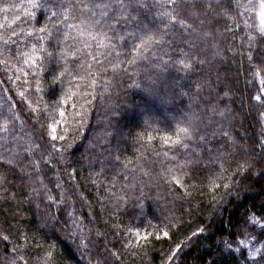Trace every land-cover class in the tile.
I'll return each instance as SVG.
<instances>
[{
	"label": "trees",
	"instance_id": "obj_1",
	"mask_svg": "<svg viewBox=\"0 0 264 264\" xmlns=\"http://www.w3.org/2000/svg\"><path fill=\"white\" fill-rule=\"evenodd\" d=\"M40 2L0 0L21 6L0 11V264H264L258 21L237 0H177L181 27L168 0H125L112 46L84 48L49 19L79 0ZM149 31L160 42L130 64ZM191 116L188 147L165 144ZM243 233L257 239L225 247Z\"/></svg>",
	"mask_w": 264,
	"mask_h": 264
},
{
	"label": "snow or ice",
	"instance_id": "obj_2",
	"mask_svg": "<svg viewBox=\"0 0 264 264\" xmlns=\"http://www.w3.org/2000/svg\"><path fill=\"white\" fill-rule=\"evenodd\" d=\"M116 4L119 6L117 11L112 15L110 19H105L109 16V9L113 8V4L103 2V0H100V2H97V0H88V2H85V0H79L77 3H71L67 7H62V11L59 13L56 11L51 12V17H58L57 23H63L64 27L68 30H75L78 36L87 37V40L82 41L84 48H91L92 45L88 41L95 42V45L97 48H107L109 46H112V37L108 35V31H105V28H108V30H112V26L114 24H118L120 19H128V16L126 15V11L128 8L133 7L132 4H126L125 0H115ZM168 3L173 5V8L171 11H166L164 15L168 18V23L173 25H180L181 27H184L187 24V21L179 15V13L176 11V4L177 0H168ZM136 4L138 6H144L140 3V0H136ZM28 6L32 9H46L48 8L47 4L41 3L40 0H28ZM211 7V5H208ZM10 7H21L20 5H8L5 4L3 7H0V11H7ZM236 8L240 9L242 8V12H238L237 14L240 16H243L245 13H248L249 18L253 21H258L257 23L249 24L247 20L244 21V24L246 27L249 28H255L261 36H264V0H246V3H240L239 0L236 2ZM79 9L80 11V17L77 18L75 15H72V13ZM99 10V11H97ZM195 14V13H193ZM224 14H228V9H224ZM31 15H35V13H31ZM99 15V19H93L94 17H97ZM15 19H19V16L15 17ZM78 22H73L77 21ZM103 21V23H102ZM15 22V21H13ZM167 26V25H166ZM0 27H4V25L0 24ZM190 27V25H189ZM40 32H44L45 28H40ZM69 33L65 32V35L67 36ZM12 35H16L15 30L12 31ZM3 37H0L2 39ZM76 37H73L75 39ZM43 39V37H41ZM120 39H123V37H120ZM159 39L157 38L155 32L149 31L145 34V36L141 39V42L139 45H137L132 51L135 53L132 60H129L128 62L134 63L137 56L143 57V51H147L148 47L151 46L152 43H159ZM7 43V41H5ZM33 51L35 53V46H33ZM48 55H51V53H48ZM72 55L75 57L76 53L73 52ZM88 55H92L91 52L88 53ZM119 55V53H117ZM264 55V54H262ZM93 59L95 60L96 57L93 56ZM249 60H252L251 54H249ZM27 62V61H26ZM32 63L35 64V59H32ZM179 63L183 66L184 69L191 68V63L187 62L185 60H180ZM264 74V58H262L259 62H256V67L253 69V75L254 76H262ZM63 75V73H61ZM260 83L262 85L260 91L264 92V76H262ZM23 95V93H21ZM255 99L257 101L261 100V96L257 95L255 96ZM53 133L55 132V128L52 129ZM175 135V139H173L171 136L164 137V143L165 144H171L173 146H183L185 148L188 147V145L185 143L186 140H191L193 137V129L189 125H185L182 127H178ZM225 136H227V133H224ZM55 135L53 136V139H55ZM63 138V137H61ZM192 161H188V164H191ZM187 175V173H184ZM172 181L180 186H183L182 179L176 175L172 176ZM49 199H52V197H49ZM253 223L264 227V222L261 221L259 217L253 216L252 218ZM139 235V233H137ZM5 240L8 239L7 236L3 237ZM261 248H264V233L261 234ZM257 238L255 236H251L247 233L241 234L240 238L234 240V241H226L225 247L231 250H234L236 252H239L241 248H247L251 241L256 240ZM235 245V247H234ZM261 248H257L253 251L249 252V255L251 257H255L256 255H259L261 252ZM51 255V253H49ZM20 259H23L21 256Z\"/></svg>",
	"mask_w": 264,
	"mask_h": 264
},
{
	"label": "rangeland",
	"instance_id": "obj_3",
	"mask_svg": "<svg viewBox=\"0 0 264 264\" xmlns=\"http://www.w3.org/2000/svg\"><path fill=\"white\" fill-rule=\"evenodd\" d=\"M145 28V27H144ZM138 33H139V31H138ZM137 33V34H138ZM171 95V94H170ZM172 97V100H173V98H174V96H171ZM165 106H160V107H157L156 109H155V113H156V115H157V117H160L162 114L164 115L165 114V112H166V110L164 109V108H169V106H168V102L166 103V104H164ZM196 117H194V116H191V118H185L184 119V121H186V122H188L189 123V126H191L192 127V129L194 130L195 128H196V125H195V123L194 122H196V119H195ZM198 122V121H197ZM263 126H264V118H263Z\"/></svg>",
	"mask_w": 264,
	"mask_h": 264
}]
</instances>
